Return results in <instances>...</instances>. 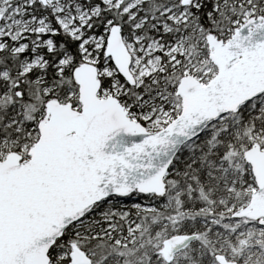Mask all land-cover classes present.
<instances>
[{
    "label": "snow or ice",
    "instance_id": "1",
    "mask_svg": "<svg viewBox=\"0 0 264 264\" xmlns=\"http://www.w3.org/2000/svg\"><path fill=\"white\" fill-rule=\"evenodd\" d=\"M0 264H264V0H0Z\"/></svg>",
    "mask_w": 264,
    "mask_h": 264
}]
</instances>
